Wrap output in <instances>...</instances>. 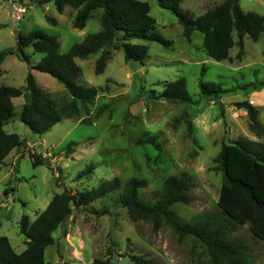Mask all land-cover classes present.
I'll list each match as a JSON object with an SVG mask.
<instances>
[{
  "label": "rangeland",
  "instance_id": "1",
  "mask_svg": "<svg viewBox=\"0 0 264 264\" xmlns=\"http://www.w3.org/2000/svg\"><path fill=\"white\" fill-rule=\"evenodd\" d=\"M138 1L149 6L156 23L153 33L170 44L131 40L133 45L148 47L143 64L125 62L123 50L109 46L110 59L101 74L94 73L100 53L76 59L82 79L79 84L99 89L98 96L87 114L81 110L78 116L63 118L45 134L35 135L27 132L18 119L29 100L28 73L57 107L71 96L51 76L29 69L41 61L43 54L25 48L29 59L26 64L11 53L16 48L17 34L39 30L56 36L60 53H66L73 44L101 30V10L94 11L79 30L72 27L75 10L65 7L59 14L54 0H0V53H7L0 65V85L22 92L12 100L14 116L3 129L17 134L23 145L0 163V236L9 240L16 253L25 249L26 238L18 228L22 216L33 221L63 190L79 195L117 178L119 189L85 207L72 208L67 220L52 233L54 244L44 251L46 264H90L94 258L106 257L113 264H135L132 256L151 264H209L206 251L194 237H179L164 224L155 232L149 222L133 223L120 204V196L130 178L144 179L147 186L139 191V197L154 203L165 178L185 173L192 185L191 200L172 207L176 216L186 223L206 216L224 219L217 207L223 174L213 159L222 144L248 141L264 146V135L257 137L249 130L246 110L236 106L243 102L252 105L264 128V89H238L264 79V33L257 41L244 36L241 60L236 59L238 48L234 46L229 52L230 61L216 62L203 50L200 32L195 31L187 42L174 13L161 9L155 0ZM223 1L184 0L179 8L198 17ZM239 5L244 12L264 17V0H240ZM20 7L25 12L16 19ZM178 78L185 80L195 104H171L148 97L150 90L160 93L164 83ZM200 82L220 84L229 92L219 98L204 97ZM183 112L190 116L191 136L185 123L173 126ZM145 134L157 136L160 151L151 144H137ZM30 154L44 163L33 166ZM89 165L94 167L92 173L78 178ZM235 226L233 237L251 245L253 264H264L263 243L251 234L247 224Z\"/></svg>",
  "mask_w": 264,
  "mask_h": 264
},
{
  "label": "trees",
  "instance_id": "2",
  "mask_svg": "<svg viewBox=\"0 0 264 264\" xmlns=\"http://www.w3.org/2000/svg\"><path fill=\"white\" fill-rule=\"evenodd\" d=\"M161 9L174 13L177 23L182 27V36L187 42L192 34H202V48L207 56L216 61H230V49L238 48L236 59L244 55L243 38L249 36L257 41L264 33V17L254 12L241 10L240 0H224L219 5L205 11L198 17H192L180 10L184 0H155ZM56 11L61 14L65 7L75 10L72 27L83 29L92 13L101 10L99 22L101 30L86 36L81 42L73 44L66 53H60L56 36L39 30L27 34H17L15 53L18 60L29 64L24 49L30 47L33 52L43 54L41 61L29 69L47 74L59 82L69 93L71 99L57 107L54 99L36 87L33 76L28 73L26 91L29 100L22 106L18 119L26 129L35 135H43L65 117L78 116L83 110L89 112L98 96L99 89L80 85L81 71L76 59H85L92 54H99L94 73L101 74L106 62L110 59L109 46L114 50L122 49L125 62L144 63L148 47L133 45L131 40L139 39L156 42L164 46L170 44L154 34L155 20L149 14V6L138 0H54ZM55 24L56 21L48 18ZM234 35L235 38L234 39ZM10 53V52H8ZM7 53H0V65ZM1 74V72H0ZM200 94L204 97L219 98L229 91L217 83H199ZM264 89V79L259 82L243 85L238 89ZM150 99H162L171 104L193 105L187 92L185 80L178 78L163 84V90L149 92ZM22 95L16 88L0 85V163L12 152L23 145L15 133H6L4 124L14 116L12 100ZM238 109H245L249 120V130L257 137L264 135V128L258 121L257 110L248 103L236 104ZM105 107L98 110L99 116ZM189 114L183 112L174 120L173 126L185 123L188 134L192 133V122ZM138 145L151 144L160 151L157 136L140 137ZM71 146L76 145L71 143ZM32 165L44 161L29 155ZM223 174V180L217 200V207L224 219L206 216L194 223L181 221L172 207L176 204H189L192 188L190 178L185 173L168 176L164 179L159 196L154 203L144 202L139 191L147 186L144 179L130 178L124 185L120 204L124 207L133 223L149 222L153 231L161 226H169L179 237L192 236L200 242L206 251L209 264H253L251 245L242 238L233 237L236 226L248 225L251 234L264 245V146L248 141H236L222 144L213 159ZM94 167L89 165L78 178L92 173ZM120 181L114 178L103 182L98 187L79 195L68 190L55 194L47 207L30 221L22 216L18 223L20 234L25 238V249L16 253L6 237L0 236V264H46L45 249L54 244L52 233L70 216L72 208L79 209L119 189ZM14 191V189H11ZM6 193V190H5ZM135 264H151L142 257L132 256ZM90 264H113L110 257L94 258Z\"/></svg>",
  "mask_w": 264,
  "mask_h": 264
},
{
  "label": "built area",
  "instance_id": "3",
  "mask_svg": "<svg viewBox=\"0 0 264 264\" xmlns=\"http://www.w3.org/2000/svg\"><path fill=\"white\" fill-rule=\"evenodd\" d=\"M16 12H17V14H16L15 18L19 19V17L22 16L21 14H23L25 12V8L24 7H20L18 9H16Z\"/></svg>",
  "mask_w": 264,
  "mask_h": 264
},
{
  "label": "water",
  "instance_id": "4",
  "mask_svg": "<svg viewBox=\"0 0 264 264\" xmlns=\"http://www.w3.org/2000/svg\"><path fill=\"white\" fill-rule=\"evenodd\" d=\"M28 129H26V131H27Z\"/></svg>",
  "mask_w": 264,
  "mask_h": 264
},
{
  "label": "crops",
  "instance_id": "5",
  "mask_svg": "<svg viewBox=\"0 0 264 264\" xmlns=\"http://www.w3.org/2000/svg\"><path fill=\"white\" fill-rule=\"evenodd\" d=\"M27 132H28V130H27Z\"/></svg>",
  "mask_w": 264,
  "mask_h": 264
}]
</instances>
